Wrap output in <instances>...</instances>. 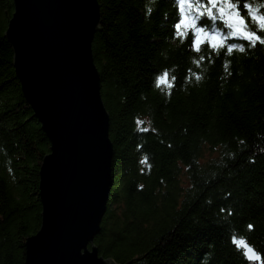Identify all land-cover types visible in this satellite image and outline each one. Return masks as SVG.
I'll use <instances>...</instances> for the list:
<instances>
[{
  "label": "trees",
  "instance_id": "16d2710c",
  "mask_svg": "<svg viewBox=\"0 0 264 264\" xmlns=\"http://www.w3.org/2000/svg\"><path fill=\"white\" fill-rule=\"evenodd\" d=\"M98 3L93 54L115 148L100 254L119 264H264V45L205 18L245 50L196 52L192 36L177 38V0ZM13 13L14 1L0 0V264H25L51 147L15 72L5 36ZM241 239L261 261L247 260Z\"/></svg>",
  "mask_w": 264,
  "mask_h": 264
},
{
  "label": "water",
  "instance_id": "95a60500",
  "mask_svg": "<svg viewBox=\"0 0 264 264\" xmlns=\"http://www.w3.org/2000/svg\"><path fill=\"white\" fill-rule=\"evenodd\" d=\"M13 1L5 36L24 97L51 143L40 168L41 227L26 240L25 264H119L94 242L115 157L93 54L98 0Z\"/></svg>",
  "mask_w": 264,
  "mask_h": 264
},
{
  "label": "snow or ice",
  "instance_id": "6c2138e0",
  "mask_svg": "<svg viewBox=\"0 0 264 264\" xmlns=\"http://www.w3.org/2000/svg\"><path fill=\"white\" fill-rule=\"evenodd\" d=\"M179 18L174 24L177 38L187 39L192 36L191 48L200 52L203 45L207 44L213 51L226 47L231 54L239 49L243 52V44L227 45L229 36L220 29L213 32L207 25L201 26L200 21L207 18L213 22L219 20L224 27L231 30V36L243 39L251 47L257 43L264 45V37L259 33L264 32V0H177ZM242 5V7H241ZM255 26V30L253 29ZM167 73L159 80L160 85L168 83ZM199 79V77H197ZM171 87V85H169ZM251 225L249 228L251 229ZM234 243L236 241L234 240ZM239 246L244 250V255L250 262L261 261V255L241 239Z\"/></svg>",
  "mask_w": 264,
  "mask_h": 264
}]
</instances>
